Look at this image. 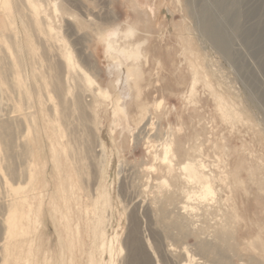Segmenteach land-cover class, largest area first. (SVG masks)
<instances>
[{"label":"rangeland","instance_id":"rangeland-1","mask_svg":"<svg viewBox=\"0 0 264 264\" xmlns=\"http://www.w3.org/2000/svg\"><path fill=\"white\" fill-rule=\"evenodd\" d=\"M13 1L14 28L0 10V109L22 96L19 66L34 132L33 153L15 163L36 177L28 233L7 264H264V0H57L59 13L56 0H36L50 3L108 97L96 85L84 94L79 74L66 81L59 45L28 1ZM115 33L118 59L105 46ZM142 42L140 60L130 58L125 49ZM119 62L139 64L137 78L127 81ZM188 157L217 179L204 197L190 184L198 193L185 210Z\"/></svg>","mask_w":264,"mask_h":264},{"label":"bare ground","instance_id":"bare-ground-1","mask_svg":"<svg viewBox=\"0 0 264 264\" xmlns=\"http://www.w3.org/2000/svg\"><path fill=\"white\" fill-rule=\"evenodd\" d=\"M26 1L31 4V11L32 16L35 19V24L43 27L44 31L48 33V36L54 39L59 45V50L62 54V60L65 62V67L67 71L65 77L66 81L74 80L76 74H79V76H81L82 80L84 81V86L86 87V89L82 91L84 94L89 90L90 87L96 85L98 94H101L104 97H108V90L101 87L88 73V71H86V69H84L79 64V62L77 61L76 52L72 47L71 43L66 38L62 30L57 29L55 27V20L48 14V5L50 3L54 6L55 12H61L59 2L56 0L53 2L51 1L48 4L46 2L47 5H44L42 2L38 3L36 0ZM0 10L3 11L1 13H5L6 18H10L11 16L10 24L11 27L14 28V1L0 0ZM141 12L146 16V19L148 21L153 22L156 13L154 9L146 8L142 9ZM41 14L46 15V21L41 19ZM205 33L210 38H215L214 40L217 41L218 47L223 49L226 48L222 38L217 35L213 26L208 23L205 25ZM2 40L3 38L0 37V41ZM105 44L106 51L112 59H118L119 54L124 51V49L119 43L118 33H115L109 39H105ZM143 44L144 43L142 42L135 46L130 53L126 49L125 51L128 53L130 58L135 59L136 61L140 60V54H142L141 49L143 48H141L140 45ZM2 60L3 59L0 57V65ZM17 65H19V62L16 64V66ZM118 67V70L125 69L127 81L136 79L140 72V66L137 63H134L130 66L125 65L123 62H119ZM14 74V81L15 83H17L15 85L17 95H22L21 97L26 96L24 99H28L29 97L27 95V87L19 66L14 68ZM24 77H26V75ZM194 90L195 85H193L191 92H194ZM4 92V86L3 84H0V105H4L5 103V100L3 99V97L5 96ZM21 97L17 100V103L14 101L15 104L12 111H8L7 109L3 108L4 106L0 109V250L3 252L2 264L9 263L10 259L12 258L17 246L16 238L18 236L24 237L28 233V227L24 222L28 218V216L24 212L23 208L25 207V203L27 202L29 193L31 194L32 191L35 189V187L33 186V182L36 177L34 170L32 168H24L23 170H21L22 168L20 169L17 166V163H15V159L27 154L28 151L29 153L31 152L30 154L33 153L30 137L31 134L34 132V119L29 113L31 111V108L29 106L28 107L30 108V111L29 108L20 107L22 101L24 100ZM14 127L18 129V133L13 130ZM181 169L184 172L185 181L189 185V187H184L181 190L182 192H180L182 193L181 195H183V197L186 198L188 202L187 204L183 205V208L185 210L192 209L193 206H190V203L192 202L194 197H197L198 193V190H195V186L199 187V192L201 196L204 197L214 192L212 181H215L217 178L212 175V172L209 173L208 166L204 164L200 159H193L188 157V159L181 165ZM23 182H25V184H23ZM190 184H194L195 186H190ZM106 194L101 195L102 201L104 198L103 206H106L107 204V197L105 196ZM99 198L100 197H98V199ZM98 217L100 218V216ZM96 232L97 231H95L94 234H96ZM101 234V243L99 244L101 246V249H104L108 243L107 235L105 233V230L103 233L101 230ZM22 240H24V238ZM187 253L188 258L191 254L189 255V252ZM193 259L194 258L192 257V260Z\"/></svg>","mask_w":264,"mask_h":264}]
</instances>
